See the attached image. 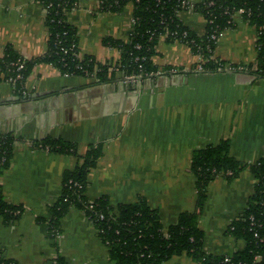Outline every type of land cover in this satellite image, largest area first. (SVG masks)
<instances>
[{
  "label": "crops",
  "instance_id": "1",
  "mask_svg": "<svg viewBox=\"0 0 264 264\" xmlns=\"http://www.w3.org/2000/svg\"><path fill=\"white\" fill-rule=\"evenodd\" d=\"M74 1L66 20L76 30L79 57L106 65L120 62V52L103 42L127 39L132 5L111 12L101 8V0ZM47 16L43 0H0V60L8 46L25 61L44 57ZM180 19L204 34L200 13L183 11ZM256 40V29L236 14L213 57L230 65L253 64ZM156 51L152 60L160 74L137 81L117 72L112 81L97 83L44 62L33 67L22 95L0 80V136L15 139L0 185L5 201L20 209L11 221L0 216V264H54L59 257L68 264H114L80 209L66 211L58 234L49 229L65 175L82 166L92 147H101L102 155L88 174L86 196L107 198L113 207L145 199L159 211L165 229L196 210L194 151L228 140L238 161L255 164L264 158V77L247 69L194 71L198 57L178 42L161 39ZM46 139L74 146L77 154L44 148ZM254 184L246 170L233 182L219 177L209 185L198 221L207 254L229 256L244 248L228 228L246 209ZM166 264L194 262L181 256Z\"/></svg>",
  "mask_w": 264,
  "mask_h": 264
},
{
  "label": "trees",
  "instance_id": "2",
  "mask_svg": "<svg viewBox=\"0 0 264 264\" xmlns=\"http://www.w3.org/2000/svg\"><path fill=\"white\" fill-rule=\"evenodd\" d=\"M43 1L44 6L49 7L47 54L25 61L8 46L0 60V80L9 81L19 95L24 93L33 67L42 62L54 66L63 74L94 77L97 83L112 81L117 72L125 77L149 78L152 73L159 72L152 58L157 54L156 48L161 39L189 47L196 56L203 58V71L222 72L230 64L213 57L217 41L211 40V36L233 26L234 17L241 9L245 10L241 16L257 31V59L245 68L258 77H264V0H203L194 3L193 11L200 13L206 21L204 34H198L181 21V12L187 11L182 6L183 0H101L100 6L106 11L118 12L128 5L133 7V22L127 39L106 38L103 42L120 52V62L114 65L101 64L90 56L81 58L74 55L79 54L77 33L66 20L67 12L74 8V0ZM73 46L74 51H71ZM19 65L23 66L21 70H18ZM230 66L235 69L240 67ZM111 69L114 71L110 72ZM14 140L12 135L0 136V158L6 157V161L0 164V175L9 167ZM41 145L52 151L77 154L74 146L58 140L46 139ZM101 155V147H92L83 156L82 166L76 172L65 175L62 195L53 209L50 222L49 229L53 235L59 232L61 217L69 208L75 207L94 224L114 264H166L181 256H188L194 264H264V158L255 164L238 161L231 156L228 140L194 151L191 172L196 179L198 194L196 210L183 213L175 224L165 229L159 211L145 199L113 207L103 197L92 201L93 211L86 209L85 202L91 201L86 196L87 177ZM246 170L255 180L254 191L242 215L228 228L229 234L242 240L245 246L229 256L207 254L203 244L204 232L198 221L207 202L208 187L219 177L233 182ZM70 181L83 185L80 198L69 188ZM19 210L5 201L0 185V216L11 221L20 214ZM257 257L261 259L256 260ZM54 264L68 263L59 257Z\"/></svg>",
  "mask_w": 264,
  "mask_h": 264
},
{
  "label": "built area",
  "instance_id": "3",
  "mask_svg": "<svg viewBox=\"0 0 264 264\" xmlns=\"http://www.w3.org/2000/svg\"><path fill=\"white\" fill-rule=\"evenodd\" d=\"M195 2H193L192 0H183L182 1V6L184 7V8H187V11L188 10H192L193 11V6L195 5L194 4ZM75 6V5H74ZM47 9H49V7L47 8ZM243 13H245V10H243V9H241V10H239L236 14H238V15H242ZM224 36V31L223 32H221V33H219V34H217V33H214V34H212V36H211V40H213V41H219V39L220 38H222ZM74 46L70 49L71 51H74ZM139 48V47H138ZM76 57H78L79 56V54L78 53H75L74 54ZM198 58V63L196 64V66L194 67V71H197V72H202L203 71V63H204V61H203V58L202 57H200V56H197ZM23 68V66L22 65H19V67H18V70H21ZM193 70V69H192ZM227 70H241V71H245L246 70V68H245V66H240L239 68H233L232 66H230V65H228L226 68H224V70L223 71H227ZM168 72H170L169 74H172V73H176V72H178L176 69H172V70H170V71H168ZM163 73V72H162ZM160 74V72H158V73H152L150 76H149V78L150 77H153V76H156V75H159ZM126 79L128 80V81H137V79H140V78H133V77H126ZM6 161V157L4 156V157H2V158H0V164H3L4 162ZM70 189H73L75 192H76V194L79 196V198L81 197V195H82V190H83V185L82 184H80V183H78V182H74V181H70ZM80 201H81V199H79ZM65 201H67V200H65ZM85 207H86V209L87 210H89V211H93V209H94V204H93V202L92 201H89V202H85ZM102 218H103V216H102ZM261 259V257H257V259L256 260H260Z\"/></svg>",
  "mask_w": 264,
  "mask_h": 264
},
{
  "label": "water",
  "instance_id": "4",
  "mask_svg": "<svg viewBox=\"0 0 264 264\" xmlns=\"http://www.w3.org/2000/svg\"><path fill=\"white\" fill-rule=\"evenodd\" d=\"M233 73H235V71H227V74H233ZM251 78H254V77H252V76H250Z\"/></svg>",
  "mask_w": 264,
  "mask_h": 264
}]
</instances>
